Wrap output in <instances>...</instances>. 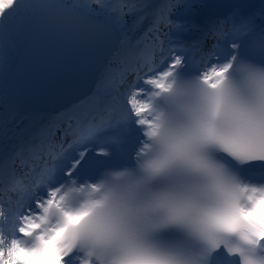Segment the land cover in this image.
Instances as JSON below:
<instances>
[{
    "label": "snow or ice",
    "instance_id": "obj_1",
    "mask_svg": "<svg viewBox=\"0 0 264 264\" xmlns=\"http://www.w3.org/2000/svg\"><path fill=\"white\" fill-rule=\"evenodd\" d=\"M0 109V264H264V0H0Z\"/></svg>",
    "mask_w": 264,
    "mask_h": 264
},
{
    "label": "water",
    "instance_id": "obj_2",
    "mask_svg": "<svg viewBox=\"0 0 264 264\" xmlns=\"http://www.w3.org/2000/svg\"><path fill=\"white\" fill-rule=\"evenodd\" d=\"M208 2L214 3L217 0H208ZM251 2L259 4L261 0H251ZM100 70V63L93 62L45 74L36 81L33 93L25 98V110L29 113H42L59 108L62 104L81 101L92 93ZM53 89L58 90L54 101L49 98V93Z\"/></svg>",
    "mask_w": 264,
    "mask_h": 264
},
{
    "label": "rangeland",
    "instance_id": "obj_3",
    "mask_svg": "<svg viewBox=\"0 0 264 264\" xmlns=\"http://www.w3.org/2000/svg\"><path fill=\"white\" fill-rule=\"evenodd\" d=\"M93 106H91L90 108H92ZM87 109V108H86ZM85 109V110H86ZM4 198L5 199H7V197L4 195ZM40 264H48V260H47V258H42L41 260H40Z\"/></svg>",
    "mask_w": 264,
    "mask_h": 264
}]
</instances>
